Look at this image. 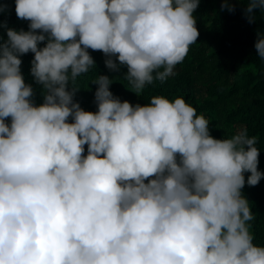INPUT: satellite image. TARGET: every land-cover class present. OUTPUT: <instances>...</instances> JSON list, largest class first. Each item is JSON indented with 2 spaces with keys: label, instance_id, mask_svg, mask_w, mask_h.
I'll return each instance as SVG.
<instances>
[{
  "label": "clouds",
  "instance_id": "1",
  "mask_svg": "<svg viewBox=\"0 0 264 264\" xmlns=\"http://www.w3.org/2000/svg\"><path fill=\"white\" fill-rule=\"evenodd\" d=\"M238 2L250 23L264 11V0ZM199 3L15 0L30 23L0 20V264H264L241 192L264 178L255 136L212 137L182 97L122 102L107 75L92 82L96 112L69 90L95 66L89 49L109 70L126 66L137 96L164 82L197 41ZM255 48L264 59V35ZM29 52L39 105L21 72Z\"/></svg>",
  "mask_w": 264,
  "mask_h": 264
},
{
  "label": "trees",
  "instance_id": "2",
  "mask_svg": "<svg viewBox=\"0 0 264 264\" xmlns=\"http://www.w3.org/2000/svg\"><path fill=\"white\" fill-rule=\"evenodd\" d=\"M0 4L6 6L0 20L5 21L8 28L29 30L30 22L16 16L15 0H0ZM228 7L235 10L230 12ZM246 7V2L238 0H227V6L225 0H200L193 13L199 32L197 41L190 45L184 61L175 67L174 75L164 82L155 80L146 85L140 96L132 91L126 79V66H121L119 71L109 70L104 53L89 49L95 66L78 76L73 85L69 84V90L72 86L78 88L74 101L85 111L96 112L97 85L92 82L100 75L112 80L110 91L115 97L133 106L150 103L153 96H164L170 101L182 97L196 109L197 115L202 114L209 121L212 137L230 139L242 127L247 129L249 137L255 136L259 149L258 170L264 173V59L257 55L255 48L258 33L264 35V11L255 10V21L250 23ZM0 37V43L7 41V28L0 29ZM45 43L41 42L39 47H44ZM20 59L25 83L34 91L32 100L39 105L43 103L44 89L31 75L34 53L24 54ZM6 123L10 124V118ZM244 175L247 181L250 173ZM241 192L255 217L248 222L253 243L264 247V178L256 186L245 183Z\"/></svg>",
  "mask_w": 264,
  "mask_h": 264
}]
</instances>
